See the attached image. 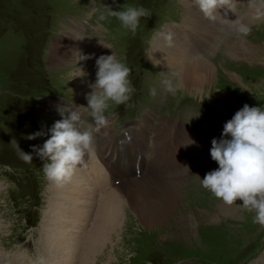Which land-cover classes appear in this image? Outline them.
<instances>
[{
	"label": "rangeland",
	"instance_id": "obj_1",
	"mask_svg": "<svg viewBox=\"0 0 264 264\" xmlns=\"http://www.w3.org/2000/svg\"><path fill=\"white\" fill-rule=\"evenodd\" d=\"M255 1L264 3L252 0V6ZM238 2L243 11L252 7L250 0ZM129 5H143L151 13L141 17L136 32L125 29L116 16L109 14L111 9ZM184 9L182 0H0V264H25L20 261L24 255L32 264H42L41 252L48 248L39 225L44 219V210L48 217L45 225L53 222L48 208L55 182L45 177L43 161L38 156L34 155L30 163L25 162L14 144L19 143L25 151H33L31 145L42 144L48 137L42 135L29 139L28 134L41 129L47 131L55 120L61 118L58 106L54 105L59 96L78 105L76 99L81 96V90L77 87L91 91L89 83L96 79L97 68L92 67L90 59L97 56L86 53L89 57L87 64L79 61L78 41L74 38L78 32L79 38L92 44L100 55L109 47L131 69L129 76L134 92L123 104L110 103L108 128L115 132L133 126L137 129L145 115H150L154 123L161 122L165 115L170 119L168 123L165 120L167 130L159 125L157 132L164 135L158 138L155 133L152 143L138 139L134 133L129 143L117 145L108 141L116 152L125 149L122 155L124 168L139 170L145 176L153 172L151 176L156 182L165 181V178L170 182L176 178L181 183L173 213H168L167 220L159 225L144 226L137 212L133 211L134 206L129 204L123 216L124 227L120 232L114 231V238L101 252L104 256L100 253L101 259L91 264H259L264 252V226L253 222L254 213L240 207L239 199L229 205L199 184L197 174L203 177L219 166L212 159L210 150L197 154L196 160L190 163L186 150L182 149L187 144L210 145L216 132L214 120H222L225 124L245 103L264 106V13L243 24L249 28L247 34L239 32L234 24L225 25L227 29L222 30L218 44L216 42L205 50L202 56L211 59L215 73L197 92L200 94L192 95L188 86L176 95L160 92L152 96L150 88L157 87L159 92L162 74L170 68L154 61L150 53L152 41L163 32V27L166 29L168 25L183 22ZM101 14L106 17L104 20L99 19ZM225 22L227 24V20ZM229 29L230 34L224 32ZM229 38L230 43L235 42V47H249L251 51L244 54L237 50L238 59L233 58L230 46L229 50L226 49ZM59 39L62 44L56 42ZM54 54H62L63 59L52 60ZM79 63L86 70V76H79L83 73ZM220 95L225 96V100L219 99ZM48 102L53 106L49 108ZM87 103L88 100L81 102L83 105ZM127 103L129 108L125 109ZM134 105L144 110L138 111ZM80 109L90 122L84 106ZM35 120L40 127L34 125ZM190 139L195 143H189ZM172 149H180V163L171 158L175 156ZM182 151L186 154L183 155ZM87 163L88 167L80 166L78 171L84 179L82 186L86 192L81 198L85 197L84 201H87V195L91 197L92 210L88 216H83L84 226H92L107 220L98 209L107 190L115 187V182L107 186L110 181L106 174H100L105 169L104 163L99 164L100 181L92 173L94 161ZM165 163L166 166L159 170ZM168 164L174 172L168 170ZM93 194H97L96 204H93ZM141 194L138 195L141 197ZM71 195L77 199L78 193ZM83 203L81 207L85 210L88 205ZM221 205H226L227 209L222 210ZM183 210L190 212L197 221L196 230L189 223L185 230L180 228V224L187 221L181 216ZM213 216H217L219 222L210 223ZM89 233H93V229ZM61 251L66 252V249ZM71 255L75 259L74 251Z\"/></svg>",
	"mask_w": 264,
	"mask_h": 264
},
{
	"label": "bare ground",
	"instance_id": "obj_2",
	"mask_svg": "<svg viewBox=\"0 0 264 264\" xmlns=\"http://www.w3.org/2000/svg\"><path fill=\"white\" fill-rule=\"evenodd\" d=\"M182 1L185 4V9L183 12L185 19L183 20V22H181L182 24L174 23L170 26L168 25L166 29L165 27H163V32H162V33H167L171 31L174 34L173 35L174 42L171 45H169L161 34L157 36L154 35L155 37L151 44L150 53L154 61L160 63L163 66H167L170 68L182 67L184 83L186 88L189 86L191 88L189 90L190 91L189 93H191L192 95L193 93L197 95L200 94L197 92L203 89V87L207 84L206 81L213 78L215 73L213 71L215 66L212 63L211 59L202 56L204 55L203 53L205 52V50L213 47V45L217 42V39L220 37L222 30H224L225 25L226 27H228L229 24L230 25L234 24L233 27L239 28V26L245 24L249 20V18L257 16L260 13H264V3L263 2L259 3L255 1L254 5L252 6L251 5L252 0H250L249 5L252 7L249 8L248 11H243L239 9L237 5L239 4L238 2L239 0H222L223 6L217 11V18L215 20H211L208 19L203 14V12L200 11L198 5L196 4V0H182ZM225 20H227V24ZM79 36H80L79 32L74 36V38H76V40L78 41V49H79L78 59H80L82 53L93 54L96 55L97 57L100 56L98 49H96L92 44L87 43L86 40L80 39ZM200 39H202V41H199ZM56 42L58 44H62L63 41L59 39ZM234 45H236L235 42L233 41L230 43V38H229L228 42L226 43V49H228L230 46L229 52L231 53L233 58L235 57L238 59L237 50H239L241 53L244 54H247L249 51H251V48L249 47L248 49L246 47L244 49V47H240L239 45L235 47ZM106 53H112L111 48L107 47L104 54ZM51 59L60 61L63 59V55L54 54ZM90 60H92L93 62L92 67L95 68L96 58L91 57ZM83 62H84L83 65L87 64L86 60H84ZM75 74H77V72ZM77 88L81 90V96L78 99H76V102L78 103V105H83L81 104V102L84 103L87 101L86 94L89 91L84 87L78 86ZM218 98L225 100V96L223 95L218 96ZM52 104L53 103L48 102L49 108L53 106ZM55 104L57 106L58 101H56L54 105ZM65 104H69V102H64L63 105ZM75 107L77 106L75 105ZM81 112H83V110H81ZM166 116L167 115L161 118V122L154 123L150 115H145L143 121H141L138 124L137 131L136 130L133 131L134 134H136V137L138 139L143 141L146 140L147 142L150 141L152 143L155 133L158 138L164 135L157 132L159 125L165 126L166 130L168 129V126L165 124L166 123L165 120H167L168 123L170 119ZM199 116H201L202 118H211L202 115ZM196 121L194 123H196ZM214 122H215L214 128H216V132H214V136L215 138L216 137L218 138L221 136L224 127V122L222 120H214ZM112 135L113 132L111 128H108L107 134H105V130L101 128V130L95 135V138L98 139V142L93 143V150L91 154L94 155L93 156L88 155L86 159V163L89 162V160L94 161V163L91 164V168H92L93 176L98 177L97 181L101 180V176L99 175V171H100L99 164L104 163L105 169L100 174H106L107 180L110 181L108 182L107 186L110 185L112 182H115L114 183L115 187H112L110 190L106 189L107 192L105 194L104 201L101 203V206L98 209V212H100L105 217H107V220L102 222H97L92 226L90 225L84 226L86 221L83 216H88L89 212L92 210L90 206L91 197L87 195V201H84L85 197L81 198L83 196H86V192H85V188L82 186L84 179L81 176V173L78 171V167L80 166H77L73 174V177L71 178L70 181L64 183L63 185H57L56 183L54 184V191H52L53 196L52 199L49 200L50 203L48 208V213L51 214L50 219H52L53 222L52 221L48 222V226L45 225V221H46L45 218H48L46 214V210H44L43 212L45 216H43L44 219L41 221L39 227L41 232H43V238L48 248L41 252L42 264H64L63 262H65V264H77V263L91 264V262L92 263L97 262L99 258L101 259V254L104 256V254L101 252L102 251L104 252V249L108 245V242L112 238H114V231L120 232V229L124 227L123 216L129 204L134 206L133 211L137 212L138 217L142 220L144 224L140 221V219L136 216L134 212L132 213L135 217H137L138 221L144 226L151 227L156 224L159 225L160 223L167 220L166 217L168 213H173L174 206L177 205L175 200L177 198V194L180 192L181 183H178V180L176 178H174V180L170 182L166 181V178L165 181L156 182L152 178L153 172L145 176L138 174V172L134 170L129 171L124 168L122 157L118 161H113V156L115 155L116 151L108 143ZM165 143L168 142L165 141ZM181 145L183 146L184 144ZM210 145H212L211 141H210ZM210 145L206 144L200 147V145L194 146L191 144H187L183 146L185 147V149L182 150L184 151L186 150L187 154L186 153L184 154L188 156L187 158L191 160L189 162L192 163L193 161L196 160L197 154L203 152L205 153L208 150H210V148L212 147V146L210 147ZM172 148H174L173 145ZM178 150L180 151V149ZM184 151H182V154ZM138 158L140 159V157ZM144 158H146V156ZM171 158H175V156ZM167 167L170 172L172 171L174 172L173 167L171 165L168 164ZM133 168L134 167H132V169ZM107 186L104 187L99 186V187L105 189ZM76 191L78 193V196L77 199H74L71 193L76 194ZM138 194H141V197ZM93 195H94L93 204H96L95 198L97 197V194H93ZM67 198L71 199V201L68 200ZM151 200H154L155 202L152 203L150 202ZM82 203L88 205V207H86L85 210H83L81 207ZM65 206L68 207L67 210H65ZM225 207L227 206L221 205L222 210L227 209ZM230 211H226V213L229 214ZM181 216H185L187 219L184 225L180 224V228L182 230H185V228L188 227L189 224L192 229L194 230L197 229L198 226L196 224L197 221L193 218L190 212L183 210L181 211ZM93 220L88 221L87 224H90L91 222H93ZM219 220L220 219H218L217 216H213L211 220L208 221L210 223H216L219 222ZM90 229H93V233L91 234L89 233ZM62 249H66V252H62L61 251ZM44 251L48 252V254H52L53 256L46 254ZM71 251L75 252L76 254L75 259L72 255L69 256ZM57 255H59L60 257H57ZM24 256H21L20 258L21 262H25V264L33 263V262L32 263L29 262V260L26 259ZM259 264H264V254L262 259L259 261Z\"/></svg>",
	"mask_w": 264,
	"mask_h": 264
},
{
	"label": "clouds",
	"instance_id": "obj_3",
	"mask_svg": "<svg viewBox=\"0 0 264 264\" xmlns=\"http://www.w3.org/2000/svg\"><path fill=\"white\" fill-rule=\"evenodd\" d=\"M196 4L211 20L217 18V11L223 6L222 0H196ZM109 14L116 16L125 29L136 32L141 17L151 13L143 5H129L111 9ZM105 18L103 14L99 17L100 20ZM238 31L247 34L249 28L241 25ZM161 35L169 45L174 42L171 31ZM88 58L82 53L79 61ZM148 58L152 60L150 56ZM96 67V79L89 84L91 91L86 94L87 105L58 106L60 119L55 120L47 131L41 129L28 134L29 139L48 137L42 144L31 145L33 151H25L19 143L14 144L25 162L30 163L34 155L38 156L43 161L45 177L57 185L70 181L77 166H86L85 157L92 153L96 133L103 128L107 134L110 103L123 104L134 92L129 76L131 69L117 58L115 52L98 56ZM82 68L83 73L79 76L83 77L87 72ZM162 75L160 91L157 87L150 88L152 96L160 92L176 95L185 89L182 67L169 68ZM78 106H84L90 122L84 119ZM189 143L195 141L190 139ZM210 153L219 166L203 177L197 174L199 184L229 205L239 199L243 209L254 213L253 222L264 226V106L245 103L239 108L225 122L221 137L212 139ZM188 170L191 173L189 167Z\"/></svg>",
	"mask_w": 264,
	"mask_h": 264
}]
</instances>
